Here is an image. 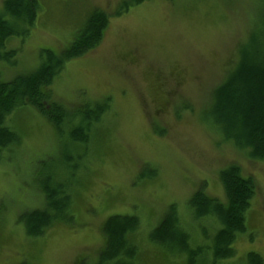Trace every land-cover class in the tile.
I'll list each match as a JSON object with an SVG mask.
<instances>
[{
    "label": "rangeland",
    "instance_id": "rangeland-1",
    "mask_svg": "<svg viewBox=\"0 0 264 264\" xmlns=\"http://www.w3.org/2000/svg\"><path fill=\"white\" fill-rule=\"evenodd\" d=\"M124 1L38 0L29 33L6 43L17 52L13 65L0 64L1 79L9 81L33 72L44 51H65L94 9L109 15L98 48L66 62L48 88L52 100L72 110L105 101L108 111L93 126L87 146L73 152L68 127L58 136L32 107L8 117L20 143L0 161V264H98L102 228L113 216L139 221L138 231L128 236L138 249L133 264H184L185 255L150 241L171 207L190 248L210 257L215 223L194 221L188 201L202 189L224 202L218 173L230 165L252 179L255 189L246 231L232 244L234 256L221 264H245L250 252L264 262V163L224 142L208 110L240 46L264 21V0H148L120 12ZM68 151L72 168L64 178L71 184L72 221L28 237L19 216L43 208L37 186Z\"/></svg>",
    "mask_w": 264,
    "mask_h": 264
},
{
    "label": "trees",
    "instance_id": "trees-1",
    "mask_svg": "<svg viewBox=\"0 0 264 264\" xmlns=\"http://www.w3.org/2000/svg\"><path fill=\"white\" fill-rule=\"evenodd\" d=\"M145 1L148 0H126L120 12ZM39 11L38 0L2 1L0 64H14L17 52L6 49V43L11 38L27 35ZM108 27L109 15L104 10L94 9L65 51L55 54L44 51L45 57L31 73L9 81L2 80L0 76V161L8 159L10 152L20 143L19 134L6 123L13 112L24 107H32L45 117L58 136L62 135L64 127H68L67 140L68 145L75 149L73 152L87 146L93 126L100 124L108 111L105 101L83 104L72 110L52 100L48 88L66 62L82 58L98 48ZM208 110L210 122L217 127L224 142L245 150L250 159L264 163V21L259 20L255 24L247 41L240 46L235 66L213 89ZM69 152L64 153L59 167L48 170L41 177L37 189L43 195V208L19 216L28 237L42 235L55 222L72 221L71 184L69 176L64 178L65 171L72 168ZM218 180L224 192V202L205 194L202 189L188 201L194 221L199 223L205 219L215 223L210 235L211 245L207 248L210 257L199 247L190 248V236L183 230H177L180 220L172 207L150 234V241L174 255H185L184 264H221L232 258V244L246 231V213L255 187L252 179L243 177L236 165L220 170ZM138 229L139 221L134 216L110 217L102 228L105 245L98 264L122 259L133 264L138 249L130 243L128 236ZM200 230L204 236L207 235L203 227ZM245 264L264 262L260 255L250 252Z\"/></svg>",
    "mask_w": 264,
    "mask_h": 264
}]
</instances>
